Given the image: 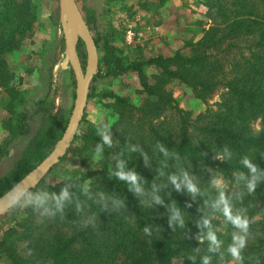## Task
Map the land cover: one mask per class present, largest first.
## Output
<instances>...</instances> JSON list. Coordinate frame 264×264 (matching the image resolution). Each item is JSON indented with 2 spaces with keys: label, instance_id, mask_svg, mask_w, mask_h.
Listing matches in <instances>:
<instances>
[{
  "label": "trees",
  "instance_id": "16d2710c",
  "mask_svg": "<svg viewBox=\"0 0 264 264\" xmlns=\"http://www.w3.org/2000/svg\"><path fill=\"white\" fill-rule=\"evenodd\" d=\"M203 5L213 25L201 40L188 43L172 57L159 54L126 66L117 49L105 45L93 82L135 73L143 102L136 106L130 99L114 93L97 95L106 100L105 106L113 110L115 117L114 123H109L113 127L114 144L111 148L104 147L99 168L54 185L44 179L36 187L58 192L65 182L74 184L71 191L83 203L84 212L78 216L73 204L62 222L41 218L26 208L25 217L15 226L6 229L0 225V259L6 261L0 264H202L205 255L211 257L212 264H229L231 257L226 248L233 228L210 207L217 191L209 184L212 173L206 169L220 172L235 185V191L241 192H245L243 182L237 184L236 176L240 172L247 174L240 163L244 156L252 158L264 170V156H261L264 125L258 134L251 127L258 119L264 123V0H203ZM84 17L89 27L94 28L91 32L100 50L102 41L95 34L96 14L87 9ZM39 23L36 0H0V89L8 98L6 110L11 116L5 128L13 135L8 148L0 146V195L50 156L69 125L53 115L54 103L48 98L36 101L29 111H18L25 98L7 57L33 37ZM79 52L88 61L84 40L80 42ZM149 69L158 72L150 75ZM173 82L186 86L205 103L223 90L218 109H209L194 121L191 113L176 104L169 89ZM93 97L91 88L90 100ZM193 141L199 145L194 146ZM99 143L101 138L94 126L85 146L93 152ZM157 143L180 154L181 164L198 178L203 195L193 201L186 191H176L168 180V174H178L176 161L166 158L156 147ZM225 147L231 152L230 159H211L213 150L223 151ZM141 151L149 157L148 166ZM202 153L207 156L203 157ZM120 160L126 171L135 170L146 181L141 195L129 191L125 182L110 177ZM161 169L165 172L163 176L159 175ZM85 183H89L87 193L82 191ZM154 194L164 204L151 203ZM101 197L110 208L115 199H123L127 206L125 215H135L134 219L128 221L116 212L99 213L97 201ZM173 200L186 220V229L173 231L168 225L165 205ZM141 201L151 206H142ZM187 203L192 206L187 207ZM233 203L236 209L247 208V214L255 220L260 217L251 225L253 234L258 235L244 251L243 264H257V261L264 264V182L258 185L254 196L245 192L243 203L236 200ZM88 213L100 215L97 226L78 229L73 222ZM205 217L210 219L211 229L222 242L221 249L215 253L208 252L207 239L203 243L195 239L201 232L197 221ZM39 219H45L44 224ZM146 226L154 229L150 238L143 233ZM157 226L160 233L155 232ZM224 228L225 232L219 230ZM204 231L206 234L207 229ZM223 254L226 259L222 258Z\"/></svg>",
  "mask_w": 264,
  "mask_h": 264
},
{
  "label": "rangeland",
  "instance_id": "374dc122",
  "mask_svg": "<svg viewBox=\"0 0 264 264\" xmlns=\"http://www.w3.org/2000/svg\"><path fill=\"white\" fill-rule=\"evenodd\" d=\"M36 3L40 12L36 33L25 41L18 52L7 57L25 98V104L19 106L18 111H29L36 101L48 98L54 103L53 115L69 123L80 90L79 79H83L88 66V61L82 59L79 52L80 42L84 40L83 34L73 19L67 18V22H63L59 0H36ZM77 3L83 15L86 16L87 9L96 14L98 28L95 34L102 41L100 56L104 54L105 45L113 46L126 66L132 61L149 59L159 54L172 57L188 43L201 40L213 25L203 0H77ZM130 26L144 35L140 42L130 44L127 40L126 33ZM93 29L90 27V30ZM75 64L79 66L81 78L78 77ZM157 72L149 69L150 75ZM92 88L94 97L89 102L74 144L67 156L45 177L48 184H57L68 175L81 177L99 168V163L92 164L93 152L85 146L87 137L95 126L92 118L98 114L111 124L115 117L113 110L105 106L106 100L97 95L114 93L130 99L136 106L143 102L138 93L141 89L139 78L135 73L128 72L114 79H100L92 83ZM169 89L176 104L191 113L194 121L209 109H218L223 91H217L205 103L178 82L169 84ZM7 99L0 89V146L4 148H8L13 139L10 130L5 128V123L11 118L6 110ZM251 125L253 133L258 134L264 123L262 119H258ZM224 180L229 191L234 192L235 185ZM25 209L10 210L0 218V225L6 229L15 226L25 217ZM44 221L45 219H39L41 224ZM219 230L226 231L225 228ZM222 258L226 259L227 256L223 254ZM228 262L235 264L231 258ZM0 263H6L5 259H0Z\"/></svg>",
  "mask_w": 264,
  "mask_h": 264
},
{
  "label": "clouds",
  "instance_id": "9594fccd",
  "mask_svg": "<svg viewBox=\"0 0 264 264\" xmlns=\"http://www.w3.org/2000/svg\"><path fill=\"white\" fill-rule=\"evenodd\" d=\"M92 119L96 126V134L101 138V143L95 145L91 162L92 164H98L103 160L104 147L107 146L108 148H111L114 144L112 133L113 127L98 114L97 117H93ZM193 143L194 146L199 145L198 141H193ZM156 147L166 158L176 161L174 166L178 168V174H168V180L175 187L176 191H186L193 201H195L198 196L203 195L198 183V178L181 164L180 154L175 150L169 151V149L159 143L156 144ZM213 153L211 159L214 161H224L231 158V152L227 147H225L223 151L219 149L213 150ZM141 155L144 158L145 166H148V155L143 151H141ZM202 155L205 157L207 156V153H202ZM261 156H264V152H261ZM240 163L247 169V174L244 172L238 173L236 176V182L238 184L242 181L246 194L254 196L258 185L264 182V170L260 169L257 164L253 163L252 158L249 156H244ZM164 167H167L166 163L164 164ZM206 170L212 173L209 184L217 191V197L211 203L210 207L214 211H218L225 221L233 228L231 240L227 245L226 252L235 264H243L244 251L248 248L249 243L254 241L256 235H258V233L254 235L251 230V225L256 223L255 217H250L247 214V208L236 209L234 207V200L243 203L245 192L239 190L235 192L229 191V186L220 172L211 168H207ZM159 175H165L163 169L160 170ZM110 177H115L119 181L125 182L128 190L138 196L143 193V184L146 183V181H144L135 170L126 171L122 160L118 161L116 164V170L110 172ZM69 179V175L64 177L65 181H68ZM73 187H75L74 184L65 182L58 192H54L49 191L47 187L36 188L35 184L26 183L25 179H21L19 182L12 184L6 192L0 195V214L14 209L31 208V210L41 218L49 220L59 219L63 222L67 218L70 206L73 204L75 205V212L78 216L84 212L83 203L79 201L78 198L74 197V194L71 191ZM153 189L158 193V188L155 183H153ZM88 190L89 183H85L82 187V191L87 193ZM97 203L100 204L99 213L111 215L112 212H116L117 214L124 215V218L128 221L133 220L135 217V215L130 217L125 215L127 206L123 199H115L113 201V207L111 208L104 200V197H101ZM141 203L142 206L145 207L151 206V204H144V201H141ZM151 203L164 204V200L158 194H154L151 197ZM186 206L190 208L192 205L191 203H187ZM165 207L168 209L169 227L173 231H176L177 229H186V220L181 214L176 201L173 200L171 204L165 205ZM199 210L201 209H198V211ZM99 219L100 215L97 213H88L84 218L78 219L73 223L78 229L84 230L89 227L95 228ZM197 227L201 232L196 235L195 239L199 243H203L204 239H207L209 242L208 252H217L221 248L222 242L218 239L216 232L211 229L210 219L205 217L197 221ZM205 229H207L206 234L204 231ZM153 231L154 229L151 226L143 228L144 235L149 238L153 236ZM155 232L160 233L161 228L157 226ZM31 254L32 252L30 251L29 255ZM202 264H212L211 257L208 255L203 256ZM257 264H259L258 261Z\"/></svg>",
  "mask_w": 264,
  "mask_h": 264
},
{
  "label": "water",
  "instance_id": "95a60500",
  "mask_svg": "<svg viewBox=\"0 0 264 264\" xmlns=\"http://www.w3.org/2000/svg\"><path fill=\"white\" fill-rule=\"evenodd\" d=\"M61 7L63 22L66 23L67 18H71L81 29L88 51V66L83 79H79L80 90L77 94L73 115L62 140L50 156L24 178L26 183H33L35 187H38L42 183L45 177L67 156L72 148L87 113L93 80L100 69V52L77 0H61ZM74 66L78 77L81 78L79 76L78 64ZM9 211L0 214V218Z\"/></svg>",
  "mask_w": 264,
  "mask_h": 264
},
{
  "label": "built area",
  "instance_id": "2783aa9c",
  "mask_svg": "<svg viewBox=\"0 0 264 264\" xmlns=\"http://www.w3.org/2000/svg\"><path fill=\"white\" fill-rule=\"evenodd\" d=\"M143 36L144 35L136 31L133 26L128 27L126 38H128L127 40H129L130 44L140 42Z\"/></svg>",
  "mask_w": 264,
  "mask_h": 264
}]
</instances>
